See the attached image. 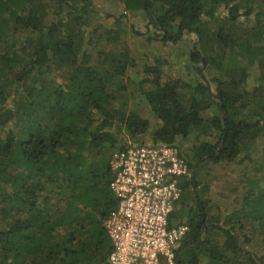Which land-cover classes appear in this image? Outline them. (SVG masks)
<instances>
[{
    "label": "trees",
    "instance_id": "16d2710c",
    "mask_svg": "<svg viewBox=\"0 0 264 264\" xmlns=\"http://www.w3.org/2000/svg\"><path fill=\"white\" fill-rule=\"evenodd\" d=\"M49 1L54 8L0 0V264H108L103 221L116 207L109 158L126 147L116 149L113 129L135 139L149 122L112 109L108 85L133 60L127 51L101 50L92 59L87 46L96 29L81 30L91 0ZM116 1L147 19L149 41L195 38L196 79L163 81L152 58L143 69L149 77L138 83L157 125L151 144L178 148L176 139L192 133L213 140L189 155L178 148L191 177L179 183L168 219L170 227H188L177 264H264V241L254 248L264 236V0ZM202 68L219 74L210 80L213 92ZM200 161L244 165L236 208L209 215L210 201L197 192Z\"/></svg>",
    "mask_w": 264,
    "mask_h": 264
},
{
    "label": "rangeland",
    "instance_id": "374dc122",
    "mask_svg": "<svg viewBox=\"0 0 264 264\" xmlns=\"http://www.w3.org/2000/svg\"><path fill=\"white\" fill-rule=\"evenodd\" d=\"M38 1L43 5L54 8V2L52 1ZM50 11L51 9L48 10V18H52ZM120 15L124 17L120 19L119 23L115 24L114 18ZM94 28L96 29L95 33L91 34V43L87 46L93 60L96 59V54L100 50L107 54L127 51L129 58L133 60V66L127 69L125 75L108 85V90L114 97L112 109L118 112L124 111L125 114L135 113L149 122L147 134L135 137V139L129 138L124 130L113 129L114 136L118 140L116 149L120 145L151 144V133L157 128V125L152 113L141 97L138 83L149 77L143 72V69L145 66H152L154 63L152 58H157L161 63V78L163 81L179 79L187 82L190 79H196L197 73L194 69L200 67V65L190 64L189 62V53L192 47L196 45L195 38L189 34L183 35L178 42L164 46L159 40L153 39L155 38L154 31L149 30L148 21L142 14L138 13L137 16L132 17L129 12L125 11L123 5L116 0H91L90 13L84 17L81 30L89 36ZM148 37H153V40L149 41ZM200 71L205 75L206 81L209 82L213 92L214 85L211 84L210 80L212 77L219 75L218 72L213 68H202ZM252 76H254V73ZM253 79L252 77L250 80ZM149 87L148 83L142 84L143 89ZM210 141H213L210 133L198 136L196 133H192L186 138H177L176 146L184 154L189 155L192 147L200 142ZM113 150L110 151L113 152ZM243 166H235L232 163L214 165L202 161L197 163L195 168L197 169V180L200 181L197 192L202 198L210 201L209 215L215 216L220 211L229 212L236 208L242 193L238 180ZM205 185L208 189L204 192L203 186ZM234 187L237 190L234 191ZM62 234L60 232L59 236ZM263 241L264 236H256L254 248L261 249Z\"/></svg>",
    "mask_w": 264,
    "mask_h": 264
},
{
    "label": "built area",
    "instance_id": "2783aa9c",
    "mask_svg": "<svg viewBox=\"0 0 264 264\" xmlns=\"http://www.w3.org/2000/svg\"><path fill=\"white\" fill-rule=\"evenodd\" d=\"M110 190L116 207L103 221L110 240L108 264H177L185 223L169 226L181 197L179 183L191 177L178 148L127 145L109 158Z\"/></svg>",
    "mask_w": 264,
    "mask_h": 264
},
{
    "label": "water",
    "instance_id": "95a60500",
    "mask_svg": "<svg viewBox=\"0 0 264 264\" xmlns=\"http://www.w3.org/2000/svg\"><path fill=\"white\" fill-rule=\"evenodd\" d=\"M207 88H208V91H210V90H209V86H208V85H207Z\"/></svg>",
    "mask_w": 264,
    "mask_h": 264
}]
</instances>
